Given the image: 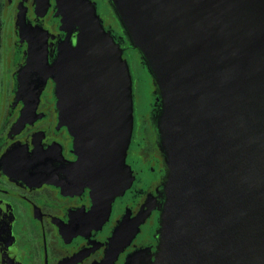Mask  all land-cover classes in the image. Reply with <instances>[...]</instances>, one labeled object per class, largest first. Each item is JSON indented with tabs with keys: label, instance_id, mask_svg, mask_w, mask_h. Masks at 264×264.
<instances>
[{
	"label": "water",
	"instance_id": "1",
	"mask_svg": "<svg viewBox=\"0 0 264 264\" xmlns=\"http://www.w3.org/2000/svg\"><path fill=\"white\" fill-rule=\"evenodd\" d=\"M57 2L66 36L56 61L35 47L28 68L42 87L54 77L91 215H107L135 178L133 76L93 0ZM111 2L163 97L169 174L159 252L147 264H264V0ZM157 205L124 217L100 264L118 260Z\"/></svg>",
	"mask_w": 264,
	"mask_h": 264
},
{
	"label": "flooded vegetation",
	"instance_id": "2",
	"mask_svg": "<svg viewBox=\"0 0 264 264\" xmlns=\"http://www.w3.org/2000/svg\"><path fill=\"white\" fill-rule=\"evenodd\" d=\"M93 1L106 28L131 51L111 1ZM63 38L56 0H0V264H100L124 217L134 218L153 198L157 208L114 264H128L138 251L155 255L169 174L158 126V84L155 97L146 99L149 71L134 54L127 164L135 178L109 214L93 216L91 188L75 167L74 136L60 124L56 81L49 76L42 87L28 68L34 48L40 53L45 46L51 66Z\"/></svg>",
	"mask_w": 264,
	"mask_h": 264
},
{
	"label": "rangeland",
	"instance_id": "3",
	"mask_svg": "<svg viewBox=\"0 0 264 264\" xmlns=\"http://www.w3.org/2000/svg\"><path fill=\"white\" fill-rule=\"evenodd\" d=\"M111 1V0H110ZM57 2V0H56ZM58 3V2H57ZM112 4V2H111ZM58 11H59V7L57 5V15L60 17V26L62 25V16L60 14H58ZM60 31L64 33V38L66 36V32L64 30H62L60 28ZM131 45V44H130ZM131 51L127 52V51H124V55L125 57L127 58L128 62H131L134 61V54H137V52L140 53L139 49L133 47L131 45L130 47ZM141 54V53H140ZM138 55V54H137ZM134 63V62H133ZM141 64L145 65V62L143 61V58H142V61H141ZM147 67V66H146ZM148 69V68H147ZM149 71V70H148ZM147 78V77H146ZM155 82L158 84L157 80L154 78V76L149 72L148 74V78L145 80V83H146V99H150L151 97H155L154 95V88L156 85ZM158 87H159V90H160V93H161V96H162V90H161V87L160 85L158 84ZM134 97V96H133ZM163 98V97H162ZM162 107H163V100H162ZM163 112V111H162ZM161 116V115H160ZM160 116H159V121H158V126H159V122H160ZM161 228V218H160V226H159V229ZM159 232V231H158ZM159 245H160V241H158V245H157V249H156V252H155V255L151 254L148 250L146 251H142V252H136L134 254L133 257H131V260L134 261L136 258H140L141 260H143V263L142 264H147L148 261H152L154 262L156 260V255L158 254L159 252ZM152 257H154V259H152ZM145 261V262H144ZM147 261V262H146Z\"/></svg>",
	"mask_w": 264,
	"mask_h": 264
},
{
	"label": "trees",
	"instance_id": "4",
	"mask_svg": "<svg viewBox=\"0 0 264 264\" xmlns=\"http://www.w3.org/2000/svg\"><path fill=\"white\" fill-rule=\"evenodd\" d=\"M130 42V41H129ZM138 54V58L140 59V57L142 56L139 52H137ZM140 56V57H139ZM139 61V60H138ZM140 64H141V61H140ZM148 73V72H147Z\"/></svg>",
	"mask_w": 264,
	"mask_h": 264
}]
</instances>
